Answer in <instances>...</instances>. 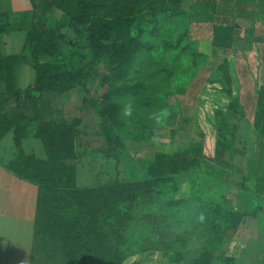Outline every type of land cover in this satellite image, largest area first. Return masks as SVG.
<instances>
[{"label":"trees","instance_id":"trees-1","mask_svg":"<svg viewBox=\"0 0 264 264\" xmlns=\"http://www.w3.org/2000/svg\"><path fill=\"white\" fill-rule=\"evenodd\" d=\"M33 1L31 0L32 3ZM70 1H73L75 12L78 14L72 16L73 20L88 26L91 33L88 39L89 49L75 47L74 53L82 58L88 56L90 62L84 64L80 61L71 67L63 57V51L67 50L68 46L57 38L54 30L40 33L39 30L44 28V24L37 22L34 14L27 45L32 46V58L37 73L35 84L24 90L17 88L15 68L22 63L23 55L5 56L2 63L0 62V67L8 73L7 81L3 78L0 81L6 85V92L16 99L17 108L33 101V92L63 94L82 84L84 92L90 94L88 83L97 73L94 68L104 61L111 68L110 75L106 76L110 87L105 102L122 96L126 91L132 92L136 85L131 87L129 83L138 73L137 56L149 50L148 44L142 42V36L157 37V13L171 0H154L152 6L138 10L136 9L139 0H116L112 4L113 0L109 4L94 3L90 0H65L60 2L58 7H64L66 2ZM257 1L264 13V0ZM205 5L212 6L211 10L220 18L212 33L213 49H231L238 34V26L233 21L235 15L230 17L231 11L246 9L248 0H205ZM108 8L111 11L107 15L99 14ZM123 13L128 14L124 16ZM4 17H7V14H0V18ZM135 30H138L140 37L135 34ZM8 31L10 25L2 24L0 34ZM43 57H48L49 60L59 57L60 60L59 63L43 62ZM222 76L230 86L227 94L232 97L230 72L225 70ZM118 109V105H112L110 111ZM99 114L104 115L102 112ZM242 116H245V112L237 99H232L225 111L215 112L218 140L214 159L204 155L202 136V140L193 139L185 148L180 147L173 154H156L153 160L145 162L142 172H138L136 177L85 189L76 186V170L67 164L78 156L74 149V133L64 122L42 121L37 128L36 136L45 146V161L35 155H26L22 149V141L27 131L24 125L27 117L22 112L13 117L0 114V138L10 130L14 131L18 156L8 168L19 178L38 186L39 208L40 196H45L49 201L55 213L52 221L61 235L69 264H123L134 254L158 251L165 252L172 263L212 264L214 255L211 252L205 251L188 260L184 252L175 251L177 244L188 241L189 232L182 229L183 224L174 221V215L181 211L179 206L172 207L166 203V199L189 183L191 199L199 202L201 176L222 180L227 177V171L238 172L233 162L240 154L236 149L239 127L233 124L232 120ZM255 129L264 139V85L258 95ZM220 165L224 171L218 169ZM246 181L249 180H244L238 186L250 192ZM254 184L255 192L261 193L264 179L259 178ZM199 204L202 205L203 212L208 209L209 214L213 213L210 220L213 236H209L208 240L217 245L222 241L231 240L245 215L233 211L231 206L226 209L223 204ZM38 223L39 221L37 235ZM137 223H143L146 227V230L140 232L147 233V241L136 237L140 229ZM205 224L206 221H203L202 225Z\"/></svg>","mask_w":264,"mask_h":264},{"label":"rangeland","instance_id":"rangeland-1","mask_svg":"<svg viewBox=\"0 0 264 264\" xmlns=\"http://www.w3.org/2000/svg\"><path fill=\"white\" fill-rule=\"evenodd\" d=\"M64 1H33L35 20L44 24V28L39 32L56 31L57 38L68 46V49L63 51V57L71 67L76 66L80 61L87 64L90 62L88 56L82 58L74 52H76L75 47L88 48V39L91 36L89 27L73 20L72 16H78L73 1L66 2L64 7L61 5L58 7L59 3ZM90 1L109 4L112 0ZM115 1L113 0L111 4ZM153 1H137L136 10L152 6ZM248 2V6H252L258 19H261L263 9L259 4L255 5L254 0H248ZM1 5L0 11H4L7 5L2 7ZM208 6L205 5V0H171L160 8L156 19L159 29L157 37L142 36V42L148 44L149 50L137 56L138 73L129 83L131 87L136 85L132 92L126 91L122 96L113 97L108 103L105 102L110 87L109 82H106V76H109L111 72L106 61L94 68L97 73L89 80L90 94L84 92L82 84L73 89L79 95L76 103H71L65 109L62 122L74 133V149L78 157L68 161L67 164L76 170V186L79 189L122 182L142 172L145 162L153 159L134 157L130 152V145L154 142L159 151L174 153L171 140L175 138V130L171 131L166 124L171 106L180 108L185 115L200 113L203 118L211 115L210 118L216 130L217 122L212 115L213 108L214 113L222 110L223 107L226 109L232 99H237L243 110L247 109L249 115H256L259 91L264 85V47L254 44L261 41L260 33L264 29L263 23L258 20L255 25L247 9L232 10L230 17L235 15L233 21L238 26L234 45L229 50H214L212 33L220 18L211 10L212 6ZM110 11L109 8L104 9L99 14L107 15ZM127 14L123 13L124 16ZM2 24L3 22L0 21V27ZM252 31L254 33L259 31L258 36L253 35ZM184 33L186 34L182 37L181 34ZM135 34L141 36L138 30H135ZM103 43L106 44L108 41ZM3 58L5 54L2 52L0 41L1 63ZM41 60L59 63L60 58L49 60L48 57H43ZM23 61H28L34 66L32 46H27L22 56V63ZM225 70H228L232 77V97L227 94L230 86L222 76ZM203 71L210 76L209 80L218 85L200 86ZM7 75L6 70L0 67V79L7 81ZM6 83L8 85V82ZM16 85L18 89H21L17 77ZM5 88L6 85L0 81V114L13 117L17 112L16 99L6 92ZM184 89L189 91L187 101L182 98ZM112 105H118L121 110L110 111ZM213 105H216V108ZM101 112L104 113L103 116L99 114ZM242 119L239 118L238 122ZM233 124L236 123L233 122ZM205 130L208 131L207 127ZM181 136L184 139L188 138V141L180 146L181 148H185L193 139L202 140V136L205 143V133L199 126L193 133L185 131L182 135L180 134L179 139L182 138ZM245 144V141L241 142L240 148L245 150ZM204 148L205 146L203 150ZM239 155L243 156L241 149ZM218 169L224 171L221 165ZM238 172L240 173L239 170ZM252 182L246 181L255 191V184ZM188 185L182 188L189 189ZM176 194L177 191L169 195L166 203L174 208L179 206L181 211L174 215V221L183 224L182 229L188 231L189 235L186 243L175 246V251L184 252L188 260L207 251L214 255L212 264H248L244 260L227 261L224 250L230 239L218 245L208 240L209 236H213V226L210 225L213 213L209 214L208 209L203 212L202 205L196 199H191L184 194L176 197ZM40 201L39 227L33 264H69L63 250L61 235L52 221L55 213L45 196H40ZM223 206L228 209L231 201L225 200ZM171 221L173 222V219ZM203 221H206L205 225H202ZM137 226L140 229L136 237L147 241V233L140 232L146 230V227L143 223ZM150 253L152 252L134 254L123 264H152L156 259L155 255ZM157 254L156 256H163L166 259L169 257L165 252L158 251Z\"/></svg>","mask_w":264,"mask_h":264},{"label":"crops","instance_id":"crops-1","mask_svg":"<svg viewBox=\"0 0 264 264\" xmlns=\"http://www.w3.org/2000/svg\"><path fill=\"white\" fill-rule=\"evenodd\" d=\"M254 1L255 5H258V1ZM0 4L7 5L4 11H0V14L5 13L7 17L0 18V21L10 25V31L0 34L2 52L5 56L24 55L28 46L29 28L35 14L33 3L31 0H0ZM246 9L250 12V19L255 25L261 20L264 26V13L261 19H258L252 6H247ZM258 33L259 31L255 33L252 31L255 36H258ZM260 35L261 41L254 45L264 47V29ZM205 72L203 71L201 75L203 78L200 86L218 85L209 80L210 76ZM16 77L21 89L33 86L37 77L35 67L28 61H23L16 69ZM183 91L182 98L187 101L189 91L187 89ZM33 95L35 99L17 108L16 112V114L22 112L27 117L24 123L27 131L22 141V149L26 155H35L45 161L47 155L44 143L36 136L40 122L62 123L65 109L71 103H76L79 94L76 90H71L63 94L33 92ZM213 107L216 108V105ZM222 110L226 109L223 107ZM212 111V115L215 116L214 108ZM244 112L245 116L241 117L243 118L241 122H238L240 117L232 120L239 126L236 149L239 151L241 149L243 156L238 155L233 163L240 173L228 171L227 177L222 180L201 176L198 200L201 203L214 204H223L225 200L231 201L233 211L245 215V218L225 247V256L244 260L248 264H264V186L259 194L253 191L251 185H247L250 192L238 186L246 179L251 182L259 178L264 179V139L255 129L253 122L255 116L249 115L247 109ZM210 117L211 115L203 118L200 113L185 115L180 108L171 106L166 124L171 131L175 130V138L171 140L174 152L188 141V138L184 139L182 136L179 139V135L185 131L193 133L199 126L205 133L204 155L207 158H216L218 133ZM243 141L246 142L245 150L240 148ZM129 148L137 158L154 159L158 153L173 154L159 151L154 142L133 144ZM17 156L14 131L10 130L0 138V264H33L35 258L39 188L9 170L8 165ZM182 194L192 198L190 189L181 188L177 191L176 197ZM150 255H155L156 259L152 264H177L163 256H156L157 252Z\"/></svg>","mask_w":264,"mask_h":264}]
</instances>
